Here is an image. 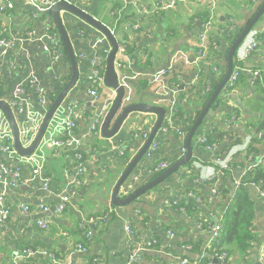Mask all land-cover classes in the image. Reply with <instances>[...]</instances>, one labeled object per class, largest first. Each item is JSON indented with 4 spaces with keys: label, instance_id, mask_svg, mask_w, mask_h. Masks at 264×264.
<instances>
[{
    "label": "crops",
    "instance_id": "1",
    "mask_svg": "<svg viewBox=\"0 0 264 264\" xmlns=\"http://www.w3.org/2000/svg\"><path fill=\"white\" fill-rule=\"evenodd\" d=\"M262 1L216 0L213 8L209 0H182L166 9L158 0H75V5L109 27L118 45L125 46V53L117 49L114 64L117 76L128 74L127 80L133 88L130 103L157 105L156 99L162 96L159 94L160 82H155L151 76L161 68L169 69L170 78L178 74L184 76L175 102L185 109L191 119L202 107L203 96L208 93L209 97L215 88L211 87L219 82V73L226 63L227 30L230 28L232 34L243 27ZM163 2L166 5L168 0ZM205 10L208 11L207 16L212 15L209 39L213 45L208 60L200 66H185L181 59H173L174 52L181 50L189 56L195 53L200 26L205 20H201L199 13ZM33 12V6L26 0H17L11 10L0 9V36L14 39L12 47L0 53V99H6L13 87L31 72L44 83L48 94L65 84L70 76L69 60L59 36L62 56L56 69L51 68L41 43L26 39L27 31L33 30L34 35L40 36L55 29L49 11L36 16ZM60 15L81 70V81L78 78L79 83L68 91L65 100L82 104L76 135L82 140L85 173L64 210L58 213L55 208L60 201L59 194L71 175L72 149L53 152V149L45 148L43 151V173L49 178L47 192L27 183L31 171L29 162H22L18 157L0 151V161L17 163L21 167L25 182L16 187H6L0 181V194L5 191L11 207L10 215L0 225V264H171L179 256L188 257L190 264H200L203 257L209 256L211 241L208 226L221 223L238 187L236 181H240L251 167L252 162L246 156L262 157L264 166V132L259 134L262 140L253 139L251 132L252 125L264 116V15L260 16L243 41L248 42L252 30L256 31L254 38L258 47L239 61L242 70L235 87L230 92L221 93L217 104L211 105L198 126L191 142L190 162L132 202L120 206L110 203L111 190L128 161L144 143L139 132H132L143 127L150 132L156 116L147 112H132L114 135H101L100 125L112 104L108 101L113 96V88L106 86L102 80L98 87L99 97L93 100L88 94L86 76L90 70L89 57L94 52L89 40L79 30L89 29L98 35L102 33L67 11L61 10ZM191 18L197 21L196 27L190 24ZM103 47L108 54L110 44L107 40ZM79 54H86L87 58L81 61ZM139 81L146 86L136 96L135 87L139 86ZM204 81L211 83V87L210 92L203 94ZM255 81H258L257 85ZM187 84L193 85L189 91L183 89ZM164 97L167 99L158 105L168 113L172 98L170 95ZM96 111L101 112L100 124L97 131L91 132L87 114ZM171 122L168 133L156 134L158 147L155 153L150 158L143 156L125 179L119 189L121 197L151 179L154 172L149 167H155L162 161L170 165L182 156L180 147L184 145L188 122L183 124L173 117ZM112 123L113 119L109 126ZM177 129L185 136H179ZM201 135H207L208 140L215 143V148L209 150L201 144L198 141ZM250 147L257 149L258 156L253 151H247ZM121 150L123 154H120ZM128 150L130 157L124 162L122 156ZM230 157L228 168L216 164V158L226 161ZM103 171L110 174L108 183L94 184L93 177ZM246 188L254 203L252 230L256 237L248 262H239L240 259L235 257L224 262L215 259V264H253L256 261L264 264V197L260 196L256 185L250 183ZM42 199L49 206L47 213L39 209ZM22 204L29 206L28 213L21 212ZM42 216L49 219L46 229L36 225V219ZM91 217L100 219L93 225L88 222ZM84 223L92 231L85 244L87 251L72 252L74 244L82 238L80 228ZM127 225L132 234L126 231ZM186 245L190 248L184 249ZM28 249L46 254L26 256ZM134 249L138 258L131 260L129 252Z\"/></svg>",
    "mask_w": 264,
    "mask_h": 264
},
{
    "label": "built area",
    "instance_id": "2",
    "mask_svg": "<svg viewBox=\"0 0 264 264\" xmlns=\"http://www.w3.org/2000/svg\"><path fill=\"white\" fill-rule=\"evenodd\" d=\"M17 0H2L1 1V10H11L14 8V4ZM59 0H26L31 6H33V16H36L38 13H46L50 10L53 4ZM68 3L75 4L74 0H65ZM179 1L182 0H168V3L165 5L163 0H158V3L162 5L164 9L175 6ZM216 0H209L210 6L213 8ZM212 15H209L207 19L202 21L199 34H198V44L196 46L195 53L192 56H189L187 53L182 52L181 50H177L174 52V60L181 59V63L185 66L195 65L200 66L203 63H206L208 60L209 51L213 45L212 41L209 39V31L212 25ZM233 28V27H232ZM230 30V28H229ZM227 30V32H229ZM251 30H249L246 36H249ZM81 35H84L90 42V47L93 50L94 54L89 57L90 62V70L86 76V80L88 82L87 92L91 96L93 100L99 97L98 87L102 84L103 80V72H104V63L106 59L107 49H104L103 44L106 41L105 36L101 34H96L94 31L80 29ZM251 36L248 39V42L241 43L237 50L235 51V61L233 63L232 71L226 80L225 86L228 89H233L239 79L241 74V64L240 60H243L249 53L254 51L258 47V42L254 38L256 31L252 30ZM246 38V37H245ZM244 38V39H245ZM26 39H34L41 43L44 53L48 57L49 64L52 69H56L59 60L61 59L62 53L59 48L60 42L58 40V35L55 32L48 31L44 35L36 36L34 35V31L26 32ZM13 38L8 37H0V53H5L8 51L13 45ZM244 41V40H243ZM118 50L121 53H125V46L118 45ZM105 55V58H104ZM79 60H84L87 58L86 54H79ZM77 60V59H76ZM257 72H254L256 74ZM119 75L118 82L119 85L123 88V95L121 98L120 107L131 102L133 95V88L131 84L127 80V75ZM59 77L60 74L56 73ZM169 69L161 68L154 74H152V79L155 82H160V95L158 100L156 99L155 103L160 104L162 100H166L167 98L164 95H170L172 98L171 104L169 107V112L164 114V118L161 126L159 127L157 133L161 132L163 134L168 133L171 128V119L175 118V112L177 110L178 103L175 102L177 96L179 94V86L184 82L183 74L175 75L177 79V83L169 82L170 79ZM193 85H186L185 90H191ZM210 90V84L205 83L201 89V93H207ZM33 92V95L31 94ZM111 93L116 95L115 89H111ZM111 95V100L108 102L111 103L114 99ZM9 107L11 108L18 127L19 132V141L22 146H28L36 136L40 124L43 120L44 114L48 109L51 100L49 99L48 90L44 83L33 73L31 72L27 77L18 82L12 89L10 95L4 99ZM162 104V103H161ZM82 104L78 103V101H72L66 99L65 102L61 103L54 113L52 114L50 121L45 129V132L36 146L35 150L28 156L19 155L16 150L12 146V133L9 123L0 111V151L6 152L12 156L18 157L22 162H29L31 165V171L29 177L26 179L27 183L33 184L34 187H38L45 192L49 191V178L43 173L42 159L44 158L43 151L45 148L53 149V152L60 151V149H72L74 152L73 158L70 162V167L72 170L70 171L71 175H73L69 180L64 184L59 194L60 201L56 206V212L61 213L64 210L65 204L68 202L69 198L76 192V189L81 184V178L84 175V151L82 146V140L76 135V127H77V118L81 116ZM100 111H96L95 113L89 112L87 114V119L90 122V130L91 132H95L98 130L100 124ZM148 132H144L141 134L142 142H144L148 137ZM177 134L181 137H184L185 134L177 129ZM201 134V133H200ZM199 134V135H200ZM198 141L203 144L207 149L212 150L215 148V143L210 142L208 140L207 135H201ZM158 147V141L154 138L150 145L148 146L146 152L144 153V157L150 158L156 151ZM123 150L120 151V154H123ZM181 155L185 153L184 145L180 147ZM246 158L251 163V167H256L263 163L262 157L253 158L252 154H248ZM231 157L226 161H223L220 158H216V164L221 168H228L229 161ZM169 164L165 161L157 164L153 170L154 173L161 172L165 168H167ZM250 167V168H251ZM249 168V169H250ZM0 181L4 186H19L22 182V170L21 167L17 163H6L0 161ZM240 181H236V186H239ZM259 188V193L261 197H264V182L255 184ZM39 209L43 213H47L49 210V206L41 200L39 203ZM22 213H28L30 208L26 204H22L20 207ZM11 207L5 197V191H2L0 194V225H2L8 216L10 215ZM99 217H91L88 219V222L95 225L99 220ZM49 224V219L46 216H42L39 219H36V225L41 229H46ZM84 223L81 228H85ZM88 225V224H87ZM222 225L219 222L211 223L208 226V233L210 237V243L216 242L219 233L221 231ZM126 231L128 233H133L130 227L126 226ZM169 234H172L169 232ZM92 231L90 228L86 231V237L91 238ZM130 243V242H129ZM190 246H184V249H189ZM87 251V247L82 245L81 243H75L72 249V252H81L84 253ZM46 254V252L28 249L25 251L26 256H33L34 254ZM136 250H131L129 252V259L133 260L135 257ZM225 253L214 254V257L222 260L225 258ZM171 264H190L188 257L179 256L175 261ZM208 264H211L210 262ZM253 264H262L259 261L254 262Z\"/></svg>",
    "mask_w": 264,
    "mask_h": 264
},
{
    "label": "water",
    "instance_id": "3",
    "mask_svg": "<svg viewBox=\"0 0 264 264\" xmlns=\"http://www.w3.org/2000/svg\"><path fill=\"white\" fill-rule=\"evenodd\" d=\"M64 10L67 11L76 17L81 18L85 22H87L89 25H91L96 30L100 31L102 35L105 36L106 40L110 44V50L106 56L105 59V72L103 76V83L115 89L116 95L112 101V104L106 113L104 119L101 122L100 125V133L104 137H111L114 135L119 127L121 126L122 122L127 118L128 114L132 112H147L152 113L156 116L155 121L150 129L149 135L147 139L144 141L143 145L136 151V153L131 157V159L128 161L126 167L124 170L120 173L119 177L117 178L110 194V203L114 206H120L125 205L130 202H132L134 199L154 187L155 185L161 183L164 179H166L171 174L175 173L181 166L187 164L190 162L192 157V139L194 134L196 133V130L198 129V126L203 121L205 115L207 114L209 108L213 104L214 100L217 98L219 92L224 88L226 80L228 79L232 68H233V59L235 55V51L239 47V45L243 42L244 38L248 34L249 30L253 27V25L257 22V20L260 18L261 15H264V0L259 5L256 12L253 14V16L249 19V21L241 27V30L236 35L233 42L230 44V46L227 49L226 52V63H225V72L215 88L213 89L210 96L206 99L203 106L200 108L199 113L194 118L193 122L189 126V129L187 131V134L185 136L184 140V146H185V153L176 161L171 163L167 168H165L160 174H158L155 178L149 180L144 185L140 186L133 192H131L129 195L121 197L119 195V189L125 179L131 174L133 169L137 166L138 162L143 158L144 153L146 152L148 146L152 142V140L155 138L157 131L159 127L162 124L165 109L163 106L160 105H154L149 103H128L119 111V107L121 104V98L123 95V88L119 85L118 82V76L115 71V56L118 49V43L109 29L106 25L101 23L99 20L95 19L90 14L86 13L84 10H82L80 7H78L75 4L68 3L65 0H59L56 1L53 6L49 10V15L51 18V21L54 23L55 28L58 32V36L61 41V45L63 46L65 53L67 55V58L69 60L70 64V76L65 83V85L59 90V92L56 94V96L51 100V103L46 110L43 120L40 124V127L38 129V132L36 136L34 137L33 141L26 147L22 146L19 141V132L18 127L16 123L15 116L7 104V102L4 99H0V111L4 114L6 117L9 126L11 128L12 133V146L16 150V152L19 155L28 156L30 155L40 142L45 129L50 121V118L56 108L65 101V97L68 93V91L74 86L76 81L79 78V69L77 66V60L76 56L69 38V35L66 31V28L64 27L62 17L60 15V11ZM48 13V12H46ZM115 116V117H114ZM113 119V123L111 126H109L110 121ZM264 136V135H263ZM140 254H137V256ZM138 258V257H134Z\"/></svg>",
    "mask_w": 264,
    "mask_h": 264
},
{
    "label": "trees",
    "instance_id": "4",
    "mask_svg": "<svg viewBox=\"0 0 264 264\" xmlns=\"http://www.w3.org/2000/svg\"><path fill=\"white\" fill-rule=\"evenodd\" d=\"M259 5H258V7H259ZM207 15H208L207 10L199 13L201 20L204 18L207 19V17H209ZM190 24L192 26L196 27L197 21H193V18H191ZM240 30H241V27H239L232 34L230 32H226L227 44H228L227 47L230 46V44L233 42V40L235 39L236 35L239 33ZM52 31L58 35L56 28L52 29ZM0 37H2V36H0ZM64 54H66L65 50H64ZM235 63H236V61L234 60V64ZM224 72H225V65H224L223 70L219 73L218 81L221 79ZM169 82L170 83L171 82L177 83L176 76L171 77L169 79ZM138 83H139V86L135 87L136 96L140 95L141 91L144 90V88L146 86L144 82L139 81ZM217 83L213 84L212 87H211V83H210L211 89H213L217 85ZM204 84H205V81L203 82V85ZM254 84L257 85L258 81H255ZM64 85L65 84L60 86L57 90H54V92H50L49 93V99H53L56 96V94L59 92V90ZM223 91L230 92L231 89L224 87L219 92V94H218L217 98L214 100L212 106H214V103L217 104V102L220 99V95ZM207 96H208V93L205 96H203V97H205V99H204L203 103L201 104L202 106H203L205 100L208 98ZM181 97H183V95H181ZM140 101H142V99H140ZM199 110L190 119V116H187L185 109L180 107L178 104L177 110H176L174 116H175V118H177L179 120L180 123L183 122V124H187V122H188L185 134H187L189 126L193 122L196 115L199 113ZM251 128H252L251 132L253 133L252 138L262 140L261 137H259V134L264 132V116L258 118L256 124L252 125ZM146 130L147 129L143 127V128L137 129L135 132L133 131L132 133L134 134V133L139 132L140 134H142L144 132H147ZM247 151L248 152L253 151L256 154V156H258L256 153L257 149L254 147L248 148ZM129 152L130 151L128 150V152H125L124 155L122 156V158L124 159V162L130 157ZM155 165H156V163H155ZM123 166L125 167V164H123ZM149 168H150V170H153L154 167H149ZM161 172L154 173L152 175L151 179L156 177ZM263 182H264V166L262 164L258 165L256 167H251L250 169L246 170L243 177L241 178L240 185L234 190V193H233V195H232V197H231V199H230V201L226 207V210H225V212H224V214L220 220L222 228H221V231L219 233V237H218L217 241L213 242L211 244L210 248L208 249L209 256L203 257L200 261V264H208L209 262L211 264H215V259H217V258L214 257V254H221V253H225V255H226L225 258L223 259V262L228 261V260L235 258V257H238V259H240L241 262H248L250 249H251L252 243H253V241H255L256 237H255V234L252 230V226L254 224V219H255L254 203L249 196L246 185H248L250 183L259 184V183H263ZM121 187H122V185H121ZM84 226H85L84 229L80 228L82 231V238L80 239V241H77L76 243H81L82 245L86 246L85 244L89 241V239L85 235H86L87 229L89 228V225L85 224ZM51 264H53V263H51Z\"/></svg>",
    "mask_w": 264,
    "mask_h": 264
},
{
    "label": "rangeland",
    "instance_id": "5",
    "mask_svg": "<svg viewBox=\"0 0 264 264\" xmlns=\"http://www.w3.org/2000/svg\"><path fill=\"white\" fill-rule=\"evenodd\" d=\"M80 73H81V70H79V81H81ZM79 81H77L76 83L78 84ZM237 90H238V88L235 89V91H237ZM147 115H152V114H147ZM239 122H240V120H239ZM109 178H110V174L107 171H103L98 176H94L92 181L94 184L99 183L100 185H104V184L108 183L107 181ZM87 181L89 182V179H87ZM239 262H240V260H239Z\"/></svg>",
    "mask_w": 264,
    "mask_h": 264
}]
</instances>
